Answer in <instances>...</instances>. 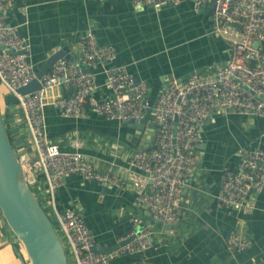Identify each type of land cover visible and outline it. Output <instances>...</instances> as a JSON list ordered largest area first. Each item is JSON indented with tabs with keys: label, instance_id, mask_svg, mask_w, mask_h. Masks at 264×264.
I'll return each mask as SVG.
<instances>
[{
	"label": "crops",
	"instance_id": "0c3cea01",
	"mask_svg": "<svg viewBox=\"0 0 264 264\" xmlns=\"http://www.w3.org/2000/svg\"><path fill=\"white\" fill-rule=\"evenodd\" d=\"M202 4L195 9L191 0H181L159 8H135L131 0H8L5 13L6 21L28 42L27 59L35 69L58 48L86 67L80 36L91 30L97 43L113 49L110 62L143 80L146 94L154 97L169 80L182 79L194 70L210 72L212 66L229 56V43L210 30L212 1ZM258 46L264 64V44ZM88 68L95 82L89 96L97 101L110 96L102 66ZM3 90L0 85L2 107ZM43 111L49 139L66 149L73 148L72 140H79L78 149L99 171L126 178L132 171L128 164L131 154L153 143L148 136L151 113L137 128L92 112L62 116L50 104ZM4 124L16 154L29 151L28 134L17 105L7 106ZM111 142L120 146L113 147ZM195 146L201 160L187 176L190 188L184 191L177 219L169 227L151 218L129 182L114 187L69 174L55 192V204L60 210L77 209L95 243L101 246H113L129 229L133 215L150 227L151 247L115 255L110 264H264V186L250 196L252 206L246 210L224 208L216 199L223 171L237 166L238 149L264 150V117L209 112L196 129ZM44 211L51 215L49 206ZM231 231L247 239L249 246L240 252L228 249L225 237ZM13 245L23 254L0 214V264H23L24 258L17 257Z\"/></svg>",
	"mask_w": 264,
	"mask_h": 264
},
{
	"label": "built area",
	"instance_id": "2783aa9c",
	"mask_svg": "<svg viewBox=\"0 0 264 264\" xmlns=\"http://www.w3.org/2000/svg\"><path fill=\"white\" fill-rule=\"evenodd\" d=\"M181 0H131L135 8H159ZM195 9L206 0H191ZM210 30L226 40L230 54L212 66L210 72L191 71L182 79H171L151 103L154 123L153 143L133 152L128 160L132 171L124 178L97 170L72 140V149L51 141L45 130L44 106L52 105L67 117L88 112L107 119H139L148 105L146 84L122 65L112 64L113 49L97 43L91 30L80 36L82 59L87 67L101 65L104 85L111 95L99 101L89 92L95 87L90 69L66 58L56 59L39 79L38 89L20 93L18 88L33 77L35 68L28 61L29 44L16 27L6 21L8 0H0V85L12 94L20 109V120L28 134L31 149L18 153L23 176L60 239L68 264H110L118 254L142 251L152 246V230L133 215L129 229L116 239L124 241L108 252L92 248L93 234L81 213L73 208H57L54 195L64 178L75 174L82 180H95L122 187L129 182L136 199L152 219L172 224L177 219L181 188L196 162V129L209 112L264 117V64L259 46L264 44V0H211ZM255 95L261 97L257 99ZM174 123V135L172 126ZM111 146L119 147L116 142ZM15 150V149H14ZM234 170H224L216 199L224 208H251L250 196L264 186V150L238 149ZM44 209V208H43ZM133 236L128 239V237ZM126 238L128 240H126ZM228 249L240 252L249 242L236 231L225 237Z\"/></svg>",
	"mask_w": 264,
	"mask_h": 264
},
{
	"label": "water",
	"instance_id": "95a60500",
	"mask_svg": "<svg viewBox=\"0 0 264 264\" xmlns=\"http://www.w3.org/2000/svg\"><path fill=\"white\" fill-rule=\"evenodd\" d=\"M200 6H203L201 4ZM252 45L256 47L257 42L253 41ZM59 58H66L67 60L78 64L76 60H73L69 54L62 48H58L46 55L44 60L35 69L34 77L25 85L18 88V91L22 94L29 93L39 88V79L48 70L50 65ZM85 68L88 69L86 66ZM165 87V84L161 86L156 96ZM148 105L144 109L139 119L130 118L123 123L129 124L133 127L140 128L145 123L148 113L152 112L151 103L154 101V97H149L145 94ZM257 99L263 100L258 95H255ZM264 101V100H263ZM174 123L172 126V135H174ZM153 126L154 123H150L149 137L153 139ZM146 146H144L145 148ZM202 148V143L199 146ZM142 149V147H140ZM138 149V150H140ZM196 152V151H195ZM196 163L201 160V154L196 152ZM200 172L199 167H197ZM190 188L186 183L182 185L181 195L184 198V191ZM192 189V187H191ZM182 201V200H181ZM179 202L181 205L182 202ZM179 206V205H178ZM180 211V206L178 208ZM0 214L10 231L15 235L16 240L23 250V254L13 245V250L17 257L22 260V255H25L29 264H68L66 254L63 250L60 239L44 209L39 204L35 195L31 191L29 185L24 179L23 172L17 157V154L9 141L2 117L0 112ZM179 215V212H178ZM179 217V216H178ZM154 221L161 223L165 227H169L172 224H165L159 220ZM151 221V219H150ZM133 237L132 235L129 238ZM126 238V240H128ZM125 241V240H124ZM124 241H119L113 246H101L95 244L92 248L100 251L108 252L115 248L117 245L122 244Z\"/></svg>",
	"mask_w": 264,
	"mask_h": 264
},
{
	"label": "trees",
	"instance_id": "16d2710c",
	"mask_svg": "<svg viewBox=\"0 0 264 264\" xmlns=\"http://www.w3.org/2000/svg\"><path fill=\"white\" fill-rule=\"evenodd\" d=\"M3 100H4V107H3L4 112L1 111V107H0V112H1L2 120H3L4 115L6 114L7 106H16L17 105L16 98L12 94L6 93L5 91H4ZM3 123H4V120H3ZM4 126H5V129H6V132H7L8 138H9V141L11 142V144L13 146L12 140H11L9 134H8L7 127H6L5 124H4Z\"/></svg>",
	"mask_w": 264,
	"mask_h": 264
},
{
	"label": "rangeland",
	"instance_id": "374dc122",
	"mask_svg": "<svg viewBox=\"0 0 264 264\" xmlns=\"http://www.w3.org/2000/svg\"><path fill=\"white\" fill-rule=\"evenodd\" d=\"M3 92H4V90H3ZM3 105H2V102H1V97H0V107H1V111L2 112H4V109H3V107H2ZM3 120H4V117H3ZM44 208V207H43ZM22 252H23V250H22ZM22 257L24 258L23 259V264H29V260H28V258L24 255H22Z\"/></svg>",
	"mask_w": 264,
	"mask_h": 264
}]
</instances>
